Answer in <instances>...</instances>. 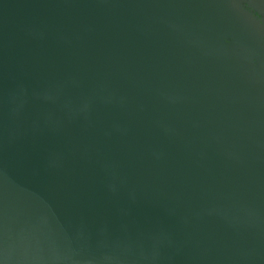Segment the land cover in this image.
Here are the masks:
<instances>
[{
  "label": "water",
  "instance_id": "obj_1",
  "mask_svg": "<svg viewBox=\"0 0 264 264\" xmlns=\"http://www.w3.org/2000/svg\"><path fill=\"white\" fill-rule=\"evenodd\" d=\"M0 264H264V0H0Z\"/></svg>",
  "mask_w": 264,
  "mask_h": 264
}]
</instances>
